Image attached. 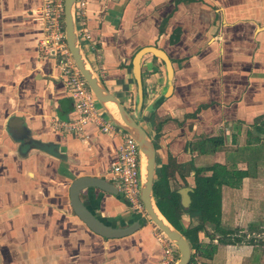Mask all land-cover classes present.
Instances as JSON below:
<instances>
[{
  "label": "crops",
  "instance_id": "crops-1",
  "mask_svg": "<svg viewBox=\"0 0 264 264\" xmlns=\"http://www.w3.org/2000/svg\"><path fill=\"white\" fill-rule=\"evenodd\" d=\"M39 4L0 0V264H155L162 249L148 221L103 238L72 211L70 183L107 180L118 139L92 124L78 133L55 126L72 117L71 99L52 58L38 52ZM75 27L89 36L79 41L88 67L154 137L155 166L171 157L188 181L212 163L251 166L238 188L221 186L220 225L263 232L264 0H87ZM145 47L168 57L171 90L162 60L143 54L136 111L132 64ZM208 138L217 142L212 152ZM79 199L110 227L142 216L117 190L89 186ZM255 242H215L211 259L196 263L216 264L222 247L228 256L240 249L231 264H264V244Z\"/></svg>",
  "mask_w": 264,
  "mask_h": 264
},
{
  "label": "water",
  "instance_id": "water-1",
  "mask_svg": "<svg viewBox=\"0 0 264 264\" xmlns=\"http://www.w3.org/2000/svg\"><path fill=\"white\" fill-rule=\"evenodd\" d=\"M63 27L66 46L72 56L76 68L83 77L88 89L93 94L99 109L111 122L128 133L137 144L140 154L139 199L142 203L146 216H141L135 221L121 228L110 227L98 220L85 208V206L80 201L79 191L82 188L90 186L116 193V188L109 181L94 176H81L73 179L70 183L68 188V196L69 204L73 213L87 226V228H89V230L103 238H117L128 235L137 228L141 227L147 221V219H149L150 223L157 227L158 230L176 249L177 256L176 261L173 264H188L191 255L188 241L165 219L164 220L166 221V224L162 223L161 220L157 218L153 210L156 209L151 192L155 168V149L153 142L149 137L148 132L139 124L136 118L121 105L118 99L106 90L96 74L88 67L87 63L85 62L75 27L74 0H63ZM147 52L152 53L162 60L168 78L167 91L170 92L171 90L170 81L172 69L168 57L164 52L154 47H145L135 54L132 64V73L136 85V111H138L140 108L142 98L141 84L139 80V60L141 56ZM106 102H112L115 105L120 121L115 117L111 111V108L108 106V104H106ZM143 158L145 170L144 180L142 172ZM190 190L191 188L188 186H181L176 190L179 195V203L183 208L188 207L190 203Z\"/></svg>",
  "mask_w": 264,
  "mask_h": 264
},
{
  "label": "built area",
  "instance_id": "built-area-1",
  "mask_svg": "<svg viewBox=\"0 0 264 264\" xmlns=\"http://www.w3.org/2000/svg\"><path fill=\"white\" fill-rule=\"evenodd\" d=\"M86 1L74 0L75 21H78V16L84 14ZM36 11L41 27L37 40L38 52L52 58L58 76L63 80L71 99L72 117L66 121H54L55 126L78 133L83 132L85 125L92 124L100 132L118 139L115 159L107 170V181L113 184L131 210L144 216L145 211L139 199L140 154L137 144L99 109L93 94L76 68L64 39L63 0H40ZM77 36L79 41L89 37L83 29L77 30ZM155 239L162 249V255L155 264H173L177 256L174 246L160 231Z\"/></svg>",
  "mask_w": 264,
  "mask_h": 264
},
{
  "label": "trees",
  "instance_id": "trees-1",
  "mask_svg": "<svg viewBox=\"0 0 264 264\" xmlns=\"http://www.w3.org/2000/svg\"><path fill=\"white\" fill-rule=\"evenodd\" d=\"M152 126L154 127L153 124ZM154 129L157 128L154 127ZM207 141L210 145L208 151L212 152L217 145L216 139L208 138ZM250 170L251 166L248 165L241 170L236 167L212 163L206 167L194 168L192 178L188 181L183 174L181 164L176 163L171 157L167 158L165 164L155 166L151 188L155 207L162 217L188 241L190 249H193L190 255L191 262L194 255L209 260L216 250V244L211 242L214 237L205 231L204 224L212 225L213 231L217 232V243L234 244L239 241L237 238L227 239V234L230 231L219 226L220 188L222 185L238 188L241 179L250 175ZM170 180L175 181V188L170 187ZM180 185H189L191 188L189 191L190 203L186 208L181 207L179 195L176 192ZM182 215H187L189 219L194 216L196 223L189 222L184 227L180 220ZM198 232H203L210 239L209 242L198 241ZM202 264L208 263L203 262Z\"/></svg>",
  "mask_w": 264,
  "mask_h": 264
},
{
  "label": "rangeland",
  "instance_id": "rangeland-1",
  "mask_svg": "<svg viewBox=\"0 0 264 264\" xmlns=\"http://www.w3.org/2000/svg\"><path fill=\"white\" fill-rule=\"evenodd\" d=\"M149 137L151 138L152 141H154V137H152V136H149ZM186 174L188 175V172ZM170 185H171L170 187H172V188H175L176 187V185H175L174 182L170 183ZM144 216H146V213H145ZM180 220H181L182 225L184 227L187 226V224H189V222L191 224H195L196 223V218L194 216L189 219V217L187 215H182L181 218H180ZM147 221L150 223L149 219H147ZM150 224L154 228L153 229V233L158 235L159 234L158 228L155 227L152 223H150ZM219 226L221 227L220 220H219ZM204 227H205V231L207 233H211L213 235V237H214V239H212L211 242L214 243V244H216L217 243L216 242V237H218L217 232L213 231L212 225H210V224H204ZM224 230L230 231V233L227 234V237H226L227 239H233V238L239 239V241L236 242V244H248V245L253 244V243L255 244L256 243L255 241H257L258 239H259V242L258 243L260 245L261 244H264V241L263 242L261 241V240H264V231L263 232H258V230L257 231L256 230H252L254 233L251 234L248 230H246L244 232H242V231L239 232L238 229L236 230V229H227L226 228ZM197 234H199L201 236L200 237V240L198 239V241L202 242V240L204 239L205 242H209L210 239L207 236H205L203 232H198ZM259 236L262 237V238L260 239ZM217 244H220V243H217ZM222 245H225V244H222ZM190 251H191V254H192L193 249H190ZM230 254L231 255L228 256V252H227L226 249H224L222 247L221 248H218L217 249V253H216L215 257H214L215 258V261L214 262L216 264H231L230 258L232 256H235L236 257L237 254L240 255V249L230 250ZM224 257H227V259H224ZM197 260H198V257H196L194 255V258H193L192 262L189 259L188 264L189 263L190 264H197L196 263Z\"/></svg>",
  "mask_w": 264,
  "mask_h": 264
},
{
  "label": "bare ground",
  "instance_id": "bare-ground-1",
  "mask_svg": "<svg viewBox=\"0 0 264 264\" xmlns=\"http://www.w3.org/2000/svg\"><path fill=\"white\" fill-rule=\"evenodd\" d=\"M106 104H108V106L111 108V111L113 112V114L115 115V117L120 121V118L118 116V113L116 111L115 105L112 102H106ZM142 172H143V180H144V174H145V170H144V158L142 161ZM157 218L161 220L162 223L166 224V221L164 220V218L157 212L156 209H153Z\"/></svg>",
  "mask_w": 264,
  "mask_h": 264
}]
</instances>
